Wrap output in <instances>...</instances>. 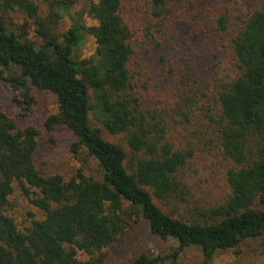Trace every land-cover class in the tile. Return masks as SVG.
<instances>
[{
    "label": "trees",
    "instance_id": "obj_1",
    "mask_svg": "<svg viewBox=\"0 0 264 264\" xmlns=\"http://www.w3.org/2000/svg\"><path fill=\"white\" fill-rule=\"evenodd\" d=\"M45 1L47 13L40 16L32 0H0V81L25 108L33 102V89L51 92L57 110L45 125L68 129L75 137L71 151L85 149L101 176L78 172L64 180L41 174L33 162L38 130L17 127L0 109V264H105V249L141 219L152 234L176 246L163 254L140 252L124 264H180L189 248L209 264L218 251L246 240L264 245V5L232 37L240 74L215 97V135L232 165L225 173L229 194L187 220L157 204L186 200L178 173L191 151L172 146L162 116L144 108L134 90L132 32L122 0H86L80 10L78 0ZM170 1L180 0H150L152 16L168 13ZM9 12L32 18L41 42L29 38L26 21L12 28ZM63 17L69 26L59 34L54 26ZM217 26L226 28L224 16ZM87 35L94 50L82 56ZM91 120L108 133L124 134L128 150L103 138ZM14 183L44 212L25 230L5 214ZM78 252L88 258L80 260Z\"/></svg>",
    "mask_w": 264,
    "mask_h": 264
},
{
    "label": "rangeland",
    "instance_id": "obj_2",
    "mask_svg": "<svg viewBox=\"0 0 264 264\" xmlns=\"http://www.w3.org/2000/svg\"><path fill=\"white\" fill-rule=\"evenodd\" d=\"M38 13H47L45 0H32ZM86 0H78L76 8L84 7ZM122 15L130 27L129 69L141 104L158 116L166 127V138L174 148L189 149L191 156L179 170L178 178L186 185V200L171 205L157 204L166 212L191 220L200 208L222 203L229 194L226 170L231 162L221 153L215 135L218 107L217 92L240 74L231 39L243 26V20L252 11L261 8L264 0H180L168 3L169 12L153 17L150 0H122ZM219 16L226 18V28L217 26ZM86 22L94 23L86 17ZM6 20L12 28L28 23V36L37 43L41 38L35 32L33 19L19 12H9ZM69 26L63 17L54 31L62 34ZM94 50V39L87 35L80 49L82 56ZM33 102L28 107L15 104L11 91L0 81V109L19 128L32 125L38 130L37 145L33 152L35 167L43 175L58 174L64 180L81 172L99 179L100 167L85 149L71 151L73 134L61 124L52 128L45 125L46 118L56 113L55 96L51 92L33 89ZM106 140L128 150L124 134H111L99 124ZM5 214L21 230L29 227L33 219L44 216L19 186L14 183L8 197ZM173 239L152 234L146 221L132 224L126 232L105 249V264H124L140 252L163 254L173 249ZM80 260L88 255L78 252ZM180 264H201L195 248L180 255ZM209 264H264V245L258 239H249L239 246L218 251Z\"/></svg>",
    "mask_w": 264,
    "mask_h": 264
}]
</instances>
